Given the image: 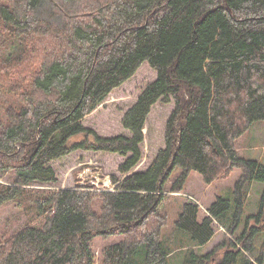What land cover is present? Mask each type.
Wrapping results in <instances>:
<instances>
[{"label": "trees", "instance_id": "trees-1", "mask_svg": "<svg viewBox=\"0 0 264 264\" xmlns=\"http://www.w3.org/2000/svg\"><path fill=\"white\" fill-rule=\"evenodd\" d=\"M2 36L17 46L0 59V177L12 175L0 183V208L26 195L34 206L24 209L32 215L26 225L0 238V264H94L91 240L116 235L123 239L102 250V264H168L167 215L159 207L176 169L170 194L182 193L191 172L211 185L241 171L233 230L245 189L264 185V165L240 158L235 148L251 125L264 122V0H0ZM143 63L156 79L123 112L130 136L101 138L83 127L85 116ZM158 101L174 105L164 148L145 171L133 172ZM77 150L127 157L118 167L126 177L113 179V191L27 188L54 185L50 163ZM260 199L264 213V191ZM185 201L176 223L203 246L229 204L218 198L200 224L199 204ZM260 231L245 229L237 241L242 249L231 243L214 264H237ZM196 246L185 247L184 264H209L213 253L191 254ZM260 263L262 257H246L245 264Z\"/></svg>", "mask_w": 264, "mask_h": 264}, {"label": "rangeland", "instance_id": "rangeland-1", "mask_svg": "<svg viewBox=\"0 0 264 264\" xmlns=\"http://www.w3.org/2000/svg\"><path fill=\"white\" fill-rule=\"evenodd\" d=\"M7 36H2L0 40V59L6 54L11 53L13 44ZM11 39V38H10ZM12 41V40H11ZM15 51V49L13 50ZM147 63H143L135 74L125 81L121 86L112 90L104 101L90 114L85 116L82 121L83 127L93 131L98 137L111 138L118 135L130 136V134L121 126L123 112L130 108L140 93L156 79V72ZM5 99V93H0V107ZM174 109L173 102L165 103L158 101L151 109L150 114L144 124V142L142 144V159L133 169L136 171H145L153 161L159 149L164 148V128ZM235 148L240 158L244 160H255L264 165V122H256L251 125L247 132L235 141ZM127 157L118 154L92 152L77 150L68 155L50 163L56 174V183L49 186L32 185L27 187L29 190H58L61 188H74L75 186L90 185L95 191L113 190V179L122 181L124 177L118 172L120 164L125 162ZM241 171L233 169L225 179H219L207 185L198 173L191 172L185 182L182 193H168L173 181L180 174L176 169L170 175L165 184L167 195L161 202L159 213L167 215V225L163 231V239L167 246L172 250L169 254L168 264H184L186 261V246H196L199 244L196 240L190 238L189 234L184 232L177 225L180 214L184 211L185 198L183 195H189L199 202L200 206L197 212V221L202 224L207 218V210L212 209L218 198L228 202V208L223 211L221 216L210 224V235L205 245L192 247L191 254L196 256H208L212 254L209 264H214L224 255V250H232L231 243L237 248L242 249L237 243L238 239L243 236L244 230L253 229L261 230L255 232L254 245L247 251L241 250L237 257V264H245L246 257L250 260H258L262 257L264 264V213L260 209L264 185L260 182H253L245 189L244 207L237 224L231 230L235 220V204L233 198V186L241 176ZM132 173V172H131ZM130 173V174H131ZM11 173H5L0 177V183L7 184L11 182ZM32 192H29L30 194ZM183 194V195H181ZM26 195V194H25ZM32 195V194H30ZM23 203L17 204V201L7 202L0 208V238L6 239L12 233L17 232L26 225L30 220V212L24 209L34 206L26 195ZM24 199V198H22ZM99 203L94 204V211L98 212ZM32 209V208H31ZM38 224V223H34ZM231 233H227V232ZM123 237L108 236L106 238L97 236L91 240V249L94 255V264H102V250L112 244L122 241ZM246 256V257H245ZM215 259V260H214Z\"/></svg>", "mask_w": 264, "mask_h": 264}, {"label": "crops", "instance_id": "crops-1", "mask_svg": "<svg viewBox=\"0 0 264 264\" xmlns=\"http://www.w3.org/2000/svg\"><path fill=\"white\" fill-rule=\"evenodd\" d=\"M181 195H183V194H181ZM185 198L187 197L188 199L189 198H191V199H194L193 197H191V196H189V195H183ZM194 201L196 202V204L198 205L199 204V202H197L196 201V199H194ZM199 206H200V204H199ZM201 207V206H200ZM202 208V207H201ZM205 245V244H204ZM198 246H196L195 248H197ZM202 247V246H201Z\"/></svg>", "mask_w": 264, "mask_h": 264}, {"label": "built area", "instance_id": "built-area-1", "mask_svg": "<svg viewBox=\"0 0 264 264\" xmlns=\"http://www.w3.org/2000/svg\"><path fill=\"white\" fill-rule=\"evenodd\" d=\"M108 191H113V190H108Z\"/></svg>", "mask_w": 264, "mask_h": 264}]
</instances>
